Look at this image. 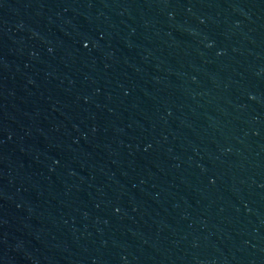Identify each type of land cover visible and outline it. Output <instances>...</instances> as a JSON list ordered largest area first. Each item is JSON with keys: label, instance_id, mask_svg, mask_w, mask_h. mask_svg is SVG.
<instances>
[{"label": "water", "instance_id": "water-1", "mask_svg": "<svg viewBox=\"0 0 264 264\" xmlns=\"http://www.w3.org/2000/svg\"><path fill=\"white\" fill-rule=\"evenodd\" d=\"M0 264H264V0H0Z\"/></svg>", "mask_w": 264, "mask_h": 264}]
</instances>
